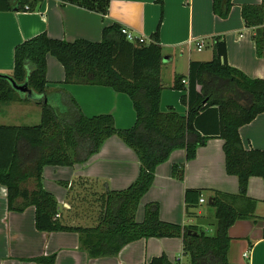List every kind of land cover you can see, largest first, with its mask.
I'll return each instance as SVG.
<instances>
[{
  "label": "trees",
  "instance_id": "16d2710c",
  "mask_svg": "<svg viewBox=\"0 0 264 264\" xmlns=\"http://www.w3.org/2000/svg\"><path fill=\"white\" fill-rule=\"evenodd\" d=\"M42 0H0V11L37 12ZM88 10L105 13L109 0H67ZM161 9L163 0H155ZM231 0H212V12L227 18ZM244 26L253 30L255 53L264 58V11L262 3L241 8ZM113 23L102 31L99 42L85 39L64 41L45 33L35 35L13 50L12 73H0V105L29 102L40 108V122L33 126L0 125V185L6 189L8 211L22 213L34 208L38 232H75L80 249L90 260L117 255L126 245L140 239L182 241V256L189 264H231L228 229L238 220L254 218L255 202L246 196L251 177L264 178V150H245L239 129L264 113V80L251 79L232 68L226 60V45L216 39L212 58L190 62L186 77L176 76L172 89L186 91L180 102L185 115L168 107L160 109L162 53L159 41L160 22L148 45H133ZM55 58L64 70L61 85L108 87L126 95L135 113L134 124L116 127L111 115L85 116L76 101L61 92H47L46 59ZM187 79V87L182 81ZM26 86L28 97L13 89ZM202 85L201 91L198 87ZM111 137H117L131 149L139 163L137 178L120 191L105 189L95 198L99 206L93 223L70 226L60 219L59 205L42 184L45 167H72L95 155ZM212 138L223 141L224 169L238 180L236 195L213 192V224L204 216L198 225L182 226L163 222L155 202L143 206V220L136 221L142 197L154 181L156 168L172 152L185 151L186 162L196 150ZM172 177L184 179V166H172ZM69 196L75 186L89 183L80 178L58 182ZM31 184V187H30ZM201 190L184 192V211L189 216L198 208ZM202 225L214 228L212 235ZM55 255L36 258L38 264H53ZM147 264H172L165 255Z\"/></svg>",
  "mask_w": 264,
  "mask_h": 264
},
{
  "label": "crops",
  "instance_id": "0c3cea01",
  "mask_svg": "<svg viewBox=\"0 0 264 264\" xmlns=\"http://www.w3.org/2000/svg\"><path fill=\"white\" fill-rule=\"evenodd\" d=\"M231 2L232 7L225 19L213 14L212 0H163L162 9L155 0H109L104 14L67 0H42L37 12L0 11V73H12L13 50L17 44L41 33L69 42L76 39L99 42L103 29L117 23L151 43V35L160 22L159 41L163 57L160 78L164 88L160 109L165 112L171 107L185 115L186 107L180 98L186 91L172 89L175 77H186L190 62L210 61L216 39L225 42L230 67L248 78L264 80V58L256 56L253 30L244 26L241 17L244 5L262 3L264 11V0ZM198 43L202 44L201 50L197 49ZM46 80L49 94L61 92L66 101L72 97L87 117L111 115L119 129L129 128L135 122L132 103L126 95L108 87L61 85L64 70L50 56L46 59ZM198 89L201 91L202 85ZM33 112L35 121H29L28 116ZM17 114L25 118L24 125L40 122L38 106L29 102H10L0 105V125L10 126ZM239 136L245 150H264V113L242 126ZM222 145L219 138L209 139L188 162L184 150L172 152L169 159L156 168L152 186L138 206L136 221L143 220V206L150 202L158 204L159 218L163 222L198 225L199 217L208 219L213 216V210L207 204L213 192L238 193L237 178L225 173ZM174 165L184 166L182 181L172 177ZM138 172L139 163L134 152L117 137H111L84 163L72 167H45L42 184L54 195L60 208L66 206L67 191L58 182L80 178L94 183L101 193L105 189L120 191L135 181ZM188 189L201 190V199L205 203L186 216L184 192ZM246 196L255 202L254 218L238 220L229 227L231 240L227 259L231 264H264V178L251 177ZM203 205L209 208L205 212L200 209ZM209 226L201 227L211 231L213 227ZM52 255H55L53 264H147L161 255L172 264H189L182 256V241L177 238L140 239L126 245L115 256L90 260L80 249L77 233L38 232L33 207L22 213L8 211L6 189L0 185V264H38L34 262L36 258Z\"/></svg>",
  "mask_w": 264,
  "mask_h": 264
},
{
  "label": "rangeland",
  "instance_id": "374dc122",
  "mask_svg": "<svg viewBox=\"0 0 264 264\" xmlns=\"http://www.w3.org/2000/svg\"><path fill=\"white\" fill-rule=\"evenodd\" d=\"M22 111H25V109H23ZM34 114L35 113L33 112L28 116L29 121H35ZM14 121L15 122H13V124H10V126H24V123H26L25 118L20 114H17L15 116ZM26 125L33 126L36 124L28 123ZM100 194L101 192L98 191V187H96L95 184L91 182L87 183V185H85L84 187L75 186L72 193L67 196V200L65 202L66 206H61L58 210L60 219H62L65 224L70 226H83L93 223L97 216L99 208V205L95 203V198ZM200 209L205 212L209 208L207 207V205H203ZM208 219L210 220V224H213V216H210ZM210 227L212 228V226H209V228ZM203 231L207 235H211L213 233V228L211 231L208 228L207 230L203 228Z\"/></svg>",
  "mask_w": 264,
  "mask_h": 264
},
{
  "label": "built area",
  "instance_id": "2783aa9c",
  "mask_svg": "<svg viewBox=\"0 0 264 264\" xmlns=\"http://www.w3.org/2000/svg\"><path fill=\"white\" fill-rule=\"evenodd\" d=\"M121 34L125 37L127 42H129L133 45H137V44L148 45L149 44V42H147L145 38H143L140 35L132 33L131 31H129L126 28H123V27L121 28ZM201 48H202V44L198 43L197 49L201 50ZM182 83L187 85V82L184 80L182 81ZM202 203H205V201L203 199H200L199 204H202ZM244 256L246 257V255H244Z\"/></svg>",
  "mask_w": 264,
  "mask_h": 264
},
{
  "label": "water",
  "instance_id": "95a60500",
  "mask_svg": "<svg viewBox=\"0 0 264 264\" xmlns=\"http://www.w3.org/2000/svg\"><path fill=\"white\" fill-rule=\"evenodd\" d=\"M13 89L18 93L26 94L28 97H30L32 95L31 91L26 86H17V85L13 84ZM207 204H208V206H212V204H213L212 198H209L207 200Z\"/></svg>",
  "mask_w": 264,
  "mask_h": 264
}]
</instances>
